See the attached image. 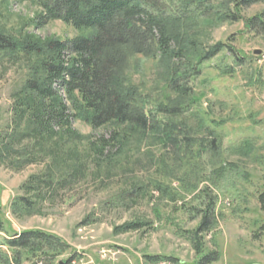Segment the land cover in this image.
<instances>
[{"label":"rangeland","instance_id":"1","mask_svg":"<svg viewBox=\"0 0 264 264\" xmlns=\"http://www.w3.org/2000/svg\"><path fill=\"white\" fill-rule=\"evenodd\" d=\"M35 11L0 0V28L63 40L79 34L60 20L36 28ZM262 11L264 3H255L242 13ZM198 37L205 45L223 41L236 53L224 49L202 64L188 116L204 126L194 128L188 146L132 137L95 154L110 130L75 117L72 135L15 136L16 153L0 158V240L38 229L67 245L52 257L20 251L18 264H200L208 254L215 258L205 264H264V34L239 20ZM27 64L0 53L1 135L30 129L28 116L18 118L13 109ZM228 66L232 72L222 73ZM154 68L153 60L137 56L128 74L151 100L166 102ZM29 201L30 207L18 204ZM209 209L210 222L198 231ZM133 222L142 224L120 229ZM102 249L114 254L102 257Z\"/></svg>","mask_w":264,"mask_h":264},{"label":"trees","instance_id":"2","mask_svg":"<svg viewBox=\"0 0 264 264\" xmlns=\"http://www.w3.org/2000/svg\"><path fill=\"white\" fill-rule=\"evenodd\" d=\"M16 1L36 10L31 18L36 28L60 20L79 34L63 40L32 33L13 34L0 28V53L28 62L27 76L15 93L13 109L18 118L28 116L31 129L0 134V158L16 153L14 138L23 133L34 137L75 134L70 128L73 117L93 129L110 130L108 139L96 143L95 154L106 145L120 146L132 137L165 141L175 147L187 145L194 128L204 126L197 115L191 113L194 125L188 116L202 64L224 49L236 53L223 41L205 45L198 33L224 21L243 20L246 29L264 34V11L250 17L242 13L264 0ZM137 56L153 60L154 75L168 93L166 102L151 100L133 83L128 69ZM221 72L231 73L232 69L224 67ZM260 196L264 206V193ZM18 204L30 207L32 201ZM209 213L210 209L204 212L198 231L210 222ZM140 224L133 222L120 229ZM66 248V243L54 234L26 229L0 240V264H18L20 251L26 257H52ZM214 258L208 254L200 264Z\"/></svg>","mask_w":264,"mask_h":264},{"label":"built area","instance_id":"3","mask_svg":"<svg viewBox=\"0 0 264 264\" xmlns=\"http://www.w3.org/2000/svg\"><path fill=\"white\" fill-rule=\"evenodd\" d=\"M100 253H102V257H110L111 255H113L114 254V250H111V249H102L101 251H100ZM161 263L162 264H174V263H172V262H170V261H166V260H163V261H161Z\"/></svg>","mask_w":264,"mask_h":264},{"label":"water","instance_id":"4","mask_svg":"<svg viewBox=\"0 0 264 264\" xmlns=\"http://www.w3.org/2000/svg\"><path fill=\"white\" fill-rule=\"evenodd\" d=\"M259 52H260V50H258V49H255V50L253 51L254 54H258Z\"/></svg>","mask_w":264,"mask_h":264}]
</instances>
